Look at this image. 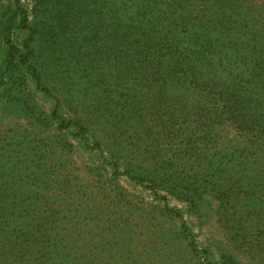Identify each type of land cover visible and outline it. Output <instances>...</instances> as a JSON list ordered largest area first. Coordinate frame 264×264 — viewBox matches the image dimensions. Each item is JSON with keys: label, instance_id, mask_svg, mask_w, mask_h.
<instances>
[{"label": "rangeland", "instance_id": "rangeland-1", "mask_svg": "<svg viewBox=\"0 0 264 264\" xmlns=\"http://www.w3.org/2000/svg\"><path fill=\"white\" fill-rule=\"evenodd\" d=\"M22 2L40 28L53 94L25 70L0 85V264H207L230 255L264 264V226L256 228L264 221V133L235 126L223 96L209 101L118 77L112 20L92 0ZM186 3L264 65V0ZM13 34L22 47L29 31ZM232 53L222 56L242 73ZM234 85L264 100L256 84ZM57 102L63 116L86 124L84 134L62 128ZM167 207L184 215L198 253Z\"/></svg>", "mask_w": 264, "mask_h": 264}, {"label": "trees", "instance_id": "trees-1", "mask_svg": "<svg viewBox=\"0 0 264 264\" xmlns=\"http://www.w3.org/2000/svg\"><path fill=\"white\" fill-rule=\"evenodd\" d=\"M49 0H39L41 4ZM187 0H92V4L103 10L98 11L104 21L112 20L110 34L113 40L112 53L118 77L134 83L141 78L149 86H159L162 92L173 87L191 89L207 100L223 96L222 110L243 128H251L264 133V100L256 91L239 92L234 83L255 85L264 89L263 63L254 60L249 50H243V41L237 37L225 40L217 29L198 21L194 12L187 10ZM29 31L22 47L15 41L13 30ZM40 28L31 22L28 8L22 0H0V46L4 47V57L0 61V85L14 72L25 70L32 77L36 88L48 95L53 94L47 85L50 72L44 67L37 45ZM229 35H226L228 38ZM246 41V39H244ZM233 52L230 57L240 60L242 73H232L222 55ZM254 52V50H253ZM248 70V72H245ZM236 72V71H234ZM130 82V84H131ZM132 86V85H131ZM244 88V87H243ZM57 102L53 115L61 122L62 128L70 130L78 127V135L87 130L78 117H65ZM258 146L264 150V134L258 136ZM101 142L96 141V145ZM255 142L252 141L251 144ZM115 174L118 164L114 163ZM142 184L144 177L132 170L124 171ZM264 184V179L261 185ZM256 193V190L253 189ZM158 194V193H157ZM257 194V193H256ZM168 212L182 220V231L189 239V246L199 252V247L184 215L178 208L167 207ZM255 210V209H251ZM264 221L259 220L256 228L261 229ZM207 264H243L226 256L215 262L207 257ZM44 263L47 262L44 259ZM51 264V263H50ZM54 264V263H52ZM71 264V263H66Z\"/></svg>", "mask_w": 264, "mask_h": 264}]
</instances>
